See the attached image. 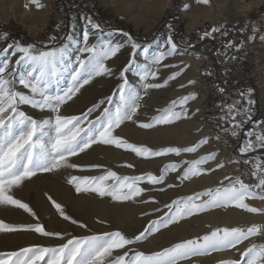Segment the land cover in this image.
Instances as JSON below:
<instances>
[{"label": "snow or ice", "instance_id": "obj_1", "mask_svg": "<svg viewBox=\"0 0 264 264\" xmlns=\"http://www.w3.org/2000/svg\"><path fill=\"white\" fill-rule=\"evenodd\" d=\"M31 4L38 9L43 8L41 0H30ZM207 5L210 0H199ZM28 5L26 4L25 7ZM87 23L93 29L101 28L99 23H94L89 17ZM59 27V25H58ZM172 27L168 24V29ZM219 28L213 27L211 32H204V36H210L212 32H218ZM111 36L112 33L109 32ZM127 38V44L135 50L141 48L127 31L123 32ZM7 34H4L5 38ZM255 38V37H253ZM55 40V37L51 38ZM63 46H55L49 50H37L35 44L24 46L15 43V52L20 53L15 65L11 60L0 64V204L13 205L25 210L32 216L36 213L27 204L10 195L14 186L21 185L25 180L35 176L38 172H53L61 168L77 169L80 165L71 163L69 158L85 152L92 145L103 143L115 145L117 148L130 149L140 157L162 156L168 153L180 155L183 153L196 152L198 148L207 143V137L191 147H166L153 150L146 146H138L127 140L114 135L115 129L119 128L125 121H132L140 108L142 99L141 91L129 83L126 73L133 66L134 60H130L128 66L119 73L122 83L118 86V93L99 100L93 104L82 115L61 114V108L66 102L71 101L77 93L89 85L95 77L112 76L113 69L107 66L106 61L125 47V43H114L110 39L98 37L96 43L89 44V32L83 33L80 54L74 60L70 57L71 44H80L73 35H67ZM264 40V36L260 37ZM167 44L170 45L168 52L160 51L149 63L137 65L136 75L139 77L143 90L161 88L163 85L149 83V77H155V68L166 55H172L177 49L173 43L172 36L168 35ZM9 47H12L10 44ZM6 51V50H5ZM148 49L144 48L147 53ZM84 54H87L86 56ZM20 66L19 71L16 66ZM174 75H179L175 73ZM171 78V77H170ZM67 81L65 86L64 82ZM168 83L167 80L164 81ZM190 83H193L190 81ZM22 86L28 92L18 90ZM221 93L224 92L220 88ZM252 90L248 89L250 96ZM241 93V98L244 97ZM114 97L116 99L114 100ZM196 93L181 98L180 103L186 104L193 100ZM107 103L95 119L89 117L100 109L101 105ZM248 106L239 105V101L223 106L225 115L221 120L232 122V127L223 128L222 131L229 132L231 136L238 137L240 129L247 121L252 119L251 105L254 101L249 99ZM31 106L33 109L43 113H49L46 117L34 118L22 110V106ZM187 108L176 110V102L165 108L159 115L154 116L150 123H144L143 128H152L156 124H170L187 116ZM236 117L241 119L237 120ZM256 126L264 128V121H257ZM248 139L243 141L239 148L240 153H248L255 148L264 149V131L249 130L245 134ZM252 137H255L253 140ZM220 137L217 136V139ZM216 153L206 154L199 159L190 162L191 166L180 177L181 180L190 175H198L204 171L201 164L215 159ZM223 165H217L222 167ZM99 168L100 165H91ZM131 167V165H129ZM178 167L173 163L165 166L163 173L159 176L147 173L135 177H120L114 171L108 170L106 174L98 176H76L69 178L68 183L75 185L76 192L91 191L99 196H110L115 200H131L139 197L145 189L140 187V182L147 180L152 185L161 184L169 170ZM252 175L257 178L254 184L245 183L236 178L227 186L209 188L195 195L180 197L165 205L168 209L163 216L150 222L138 235L128 237L122 231H105L99 234L73 235L65 243L55 247H41L39 245L21 248L18 251L0 252V264H39L47 260L45 264H180L181 261H189L192 257L209 255L213 252L233 249L249 237L264 234V226L253 224L250 227H217L209 234L193 239H186L174 243L162 251L146 254L142 251L132 249L123 251V254H114L115 250H124L126 246L134 245L147 238L146 234L166 228L169 224L177 222L194 213L204 212L212 207L235 205L250 213H261L264 209L253 207L246 203L249 198L264 200V157L254 158ZM109 180L114 181L108 183ZM168 187H172L169 185ZM208 197L202 200L201 197ZM55 206L59 215L72 225L87 228L72 216L66 214L64 207L57 203L51 196L48 197ZM159 211V209H156ZM20 230H32L46 237L61 236L59 232L46 231L40 223L35 224H7L0 221V232H16ZM129 251H133L129 255ZM244 257H250L246 264H264V244H252L241 256L240 260L220 261L219 264H241Z\"/></svg>", "mask_w": 264, "mask_h": 264}, {"label": "rangeland", "instance_id": "obj_2", "mask_svg": "<svg viewBox=\"0 0 264 264\" xmlns=\"http://www.w3.org/2000/svg\"><path fill=\"white\" fill-rule=\"evenodd\" d=\"M62 1L64 0H51V15L49 21L44 27H40L36 21V15L38 14V12L34 10L35 8L29 11L28 9L17 11V13L20 16L19 20L0 19V37H4V34H7L8 36V34L14 30L17 31V33L21 34L23 37L30 40L28 42H23V43L19 42L20 44L24 46H27L28 44H35L33 40L37 39L48 28L49 23L53 18H56L57 20L62 22L63 25H65L66 22H68L66 15L63 14L60 10V8H63V5L61 4ZM171 1H172L171 5L166 12L173 11V14L177 15V17H173L175 21L171 20L170 22H168V24L171 23L172 25L170 30L168 29L163 32L161 31L160 33L157 30V24L160 22V20L163 18L166 12L162 15V17L150 30L142 31L143 28H140L138 30L133 23L129 22V20L124 18L122 13H119L118 17L114 18L112 12L109 11V9H114V8H112L108 4L107 5L102 4L100 0H74L73 5L71 6L68 3H66L67 7L69 6L68 12L70 13V20L73 25V28L69 35H73L74 39L79 40L81 42L80 44H71L70 46L72 48L70 51L71 55L76 56V54L78 55L80 54V48L82 47L84 30L82 29L80 30L79 33H77V29H78V24L80 22V18L82 17L86 19L91 17L94 23H99L101 25V28L93 29L90 26L89 29L90 31L87 30L89 32L90 45L96 43L98 37H102L104 39H110L114 43H125L126 46L123 47L116 54V56L110 57L109 60L106 61L107 66L113 69V75L112 76L104 75L100 77H95L90 82L89 85H85L84 88H82L81 91L77 93L76 95L77 97L74 96L71 101H68L66 102V105H63L66 108H61V110L62 109H66V110L63 112L61 111V114L78 115V116L82 115L84 112L87 111L88 107H91L93 104L98 103L99 100L104 99L109 95H112L114 92L118 93V86L120 83H122V80L119 78V73L123 71L126 66H128L130 60H134V64L129 69V72L126 73L129 79V83L133 87L138 88V90L140 91L142 90L141 94L142 92L144 93L145 90H143L141 81L139 77L136 75L135 68L137 65H143L145 63H149L152 60V58L155 55H157L160 51H164L167 53L168 50L170 49V45L167 44V37L168 35H171L173 43L177 44V49L174 54L170 56L166 55L165 58L162 61H160L159 65L156 66L155 71L157 70V68L164 65L163 66L164 69L165 70L167 69L169 73V74L167 73V81H171V79L174 80L175 76L181 77L186 74V76L188 77L186 81L190 83L191 80V82L193 83L186 84V86H188V90L185 93V96H188L191 93H196V97L193 100H189L186 104H181L180 103L181 100H178L176 102L177 111H180L182 108L185 107L187 108L188 110L187 116H182V117L183 120L186 119L190 125L193 123L192 124L193 126L192 125L189 126L190 127L189 136L191 137L192 136L191 134H193V136L191 138L188 137L189 140L185 142L179 143L178 145L171 144L169 145V147H181V148L191 147L199 143L205 137H207V143L202 144L196 152H192V153L182 152L180 155L169 153L170 158L167 160L166 164H164L161 167V170L158 168V166L156 167L154 165H150L148 168H144L143 166H141L142 161L140 160V158L142 157L138 155L135 156L134 161L132 162L130 161L131 163L129 161L125 163H113L112 161H109L105 158L99 159L100 161L95 158H87L84 156V152H83V153H79L77 156L69 158L71 163L80 165V167L77 169L61 168L53 172H38L37 175H40L43 178V180H45L48 184H50L58 176L66 179L68 183L69 178L73 175L88 176L90 174L95 175L97 173L99 175H103L106 174L108 170L116 172L120 177H125V176L135 177L134 175L138 174V172L141 171H146L147 173H151L154 175H161L163 173L165 166L173 163L178 165V167L175 170H169L167 174H165L166 176L165 180L161 184H158L157 186L148 187L147 184L145 183V180L141 181L140 187L145 189L144 193L146 194L142 196L140 201H138L139 210H137L132 215V217L122 218V219L121 218L117 219L116 217H114L113 214L102 213L101 208L100 209L98 208L99 210L96 213L86 214L85 212H82L78 208L80 195L83 194L84 192H87V194L89 192L92 197H94L95 199L97 198L96 199L97 202H100L102 199H106L108 201L107 202L108 207L110 208L118 207L117 209L122 211H124L129 205L134 203L135 198L131 200H115L110 196L99 197V194L93 193L91 191L76 192L75 185L68 183V192L70 193L69 201L67 202L65 201L66 203L64 201L63 203L58 201L57 203H60L64 207L66 214L72 216L73 219H76L82 223L87 224L88 226L87 228H81L79 227V225H72L70 221H66L63 217L59 215L57 209L56 212L54 213L52 212L51 209L48 210L44 206H42L41 203L39 202L38 197L36 196L35 186H31L28 192H26V194H21L20 192H17V190L14 189L13 187L10 190L9 194L13 195V197L16 199H19L24 203H27L36 213V215L33 216L34 218H36L34 220L35 222L32 224L40 223L44 226L46 231H50L54 233L59 232L61 233V236L46 237L40 233H36L35 231L27 230V232L37 235L36 240L34 242H26L25 240H23L22 243L16 245L10 239L7 233L0 232V252L18 251L21 248H26L36 245H39L41 247H55V246H59L62 243H65L66 240L73 235H90L93 233L99 234L105 231L119 230L125 233L128 237H133L135 235H138L141 231L144 230V228L148 227L151 221L157 220L159 217L163 216L165 212L168 211L165 205L170 204L173 200L178 199L176 198L175 194L169 193L167 196L164 197L163 195H160V193L161 192L163 193L164 190H169V189L171 190L172 188H174V184L172 181L178 178L179 176L181 177L184 175V172L191 166L190 162L195 161L200 157L205 156L206 154L216 153L215 159L210 160L207 163L201 164L200 167L204 169V171H201L198 175H190L185 179H183V181L185 182V181H191L198 177L200 179V176L202 179L204 177V180L201 181L202 183L200 182L195 187V190H193L191 193H189L186 196L195 195L196 193L202 192L209 188L214 189L216 187L227 186L236 178L242 179L245 183H249V184H254L257 182V178L252 175V171L254 170L253 168L254 159L251 158V155H253V153L254 154L258 153L257 156L264 157V149L255 148L253 151L248 152V154L244 153L245 155H243L242 157L241 156L238 157L232 153L231 149L234 148L236 145L242 144L243 146V141L245 139H248V137L245 134L249 130H253V129L244 130L242 128L238 130L239 131L238 137H233L231 136L230 133L225 134L224 136L219 135L213 122L207 117V98L210 93V89L205 80V76H206L205 73L208 72L209 70H213L215 68L214 66L216 65V62H214V60H212L211 58H206L205 56L202 57L200 55H197L199 54V51L191 50L181 45L178 42V32L180 31L184 35H189L195 30H199V27L205 23L206 25L208 24L207 26V28H209L208 32H211L213 27L219 28L218 32H212V34L208 37L213 36L214 33L218 34L220 32L221 34H223L228 29L232 30L235 35L241 36L242 38H241V43L239 44V48H240L239 55H241L244 58L250 56V60L245 66H243L242 68L243 70L241 68H238L236 72L237 74L238 73L240 74V70H242L244 72V76H246V79L249 80L253 85V87L255 88L254 89L255 92L259 91V93H261L264 96V40L260 39L261 36H264V7H262L264 6V0H262L259 4L252 6L250 9L243 10L237 16H230L228 18L221 19L218 22L201 18L197 23V25L195 26V28L191 31H187L185 29L186 20L182 15V13L180 12V4L182 0H171ZM125 31H127L130 35H132L133 38L138 35L147 36L148 34L155 32V38L153 41L147 44L144 45L141 44V48L136 49L135 56H133V49L131 45L127 44L126 42L127 38L123 35V32ZM109 32L112 33L111 36L109 35ZM7 36L5 38H0V48L5 43V41L8 43ZM231 37L232 36L229 33V35L226 38V43L232 42ZM206 38L207 37L204 36V39ZM63 44L61 46H63ZM11 45L12 47H8L9 46L8 44L6 48L1 49L0 56L1 57L7 56L8 58L7 57L6 58L8 60L12 59L11 62L13 65H15V61L19 59V56L21 54L16 53L15 55H13V53L15 52V43ZM244 46L247 48L246 50L247 53L246 51H242V48ZM51 48L52 46H49L43 49L37 48V50H49ZM144 48L148 49L147 53L144 52ZM218 51L219 48L218 49L215 48V50L212 51L210 55L214 57H218V61H219L218 64H220L221 62L222 63L226 62L223 56L222 58L219 56V54L217 53ZM84 55L86 56L87 54ZM16 67L17 70L19 71L20 66L17 65ZM169 68L172 70H170ZM175 73H179V75H174ZM152 79L153 77H149L148 82L153 83ZM64 84L66 86L67 81H65ZM17 87L18 90H22L25 92L29 91L27 89H23L22 86L17 85ZM83 94L86 95L85 96L86 98L81 101L79 100V96ZM115 99L116 97H114V100ZM228 104H230L229 98L227 101L223 100V106H226ZM108 106L109 105H107V103L101 105L100 109L94 112L89 117V119L94 120L95 117L98 116L101 111H103V108ZM259 108L261 113L260 118L262 121H264V115L262 114L261 106ZM22 110L25 111L27 114L32 115L34 118H40L41 116L46 117L49 114L47 110L41 113L39 110L33 109L31 106H27V105L22 106ZM236 119L239 120L241 118L236 117ZM221 126H225V125H221ZM260 131H264V128H260ZM113 134L120 137V135L117 134V132L115 131ZM217 136H219L220 138L217 139ZM242 136H245V138H241ZM252 139L254 140L255 137H252ZM230 156H232L231 160H230ZM133 162L135 163L133 164ZM220 164H222L223 166L217 167V165ZM91 165H100L101 167L92 168L90 167ZM129 165H131V167H129ZM202 175L204 176L202 177ZM206 175L208 178L207 180H206ZM209 177L211 178V180L209 179ZM113 182L114 181L112 180L108 181V183H113ZM203 182L204 184L207 183L208 185L206 184V186H204ZM169 185H172V187H168ZM198 186H201L202 188L199 187L200 189H198ZM201 199L207 200L208 197L206 196L201 197ZM246 203L251 204L253 207L264 209V200H261L259 198L256 199L249 198L248 200H246ZM48 205L53 206L51 201H49ZM7 206L10 207V205L0 204V221H4L5 223L12 225L21 224L17 222V220L19 219L18 215L12 213H6V208H8ZM156 209H159V211H156ZM215 209H234L236 211L244 212L243 217L239 219L241 226L244 228L256 224V221H254V219L262 215V219L259 222V224L264 226V212L250 213L244 209H240L236 207L235 205L212 207L205 210L204 212L194 213L192 216L185 217L177 222L172 223L171 225H176L182 221L188 220L190 222H193L191 224L192 226H194L192 228L193 230L195 229L194 231L196 232V234H199L200 233L199 231H201V234L202 233L209 234L212 231L210 226L211 224L208 221H205L204 219L205 217L203 216L207 212ZM246 214L249 215L248 218L245 216ZM248 219H251L250 222H248ZM166 228H161L159 231L152 232L151 234H146L147 236L146 239L141 240L134 245L126 246L124 250H119V249L115 250L114 254H123V251L129 249L135 251H142L145 252L146 254L162 251L164 248L172 246L175 242H172L168 246L163 247L162 249L159 250H157L156 247L152 249V247L154 246H151L150 244L152 243V241H154V237L158 235L159 232L165 230ZM42 240L46 241L44 245L40 243ZM246 242L247 243L245 244V246L247 248L250 247L251 244H257V245L264 244V234L258 233L257 235L251 236L249 237L248 240H246ZM246 247L244 249L242 247H239V245H237L236 248L227 249L229 252L232 251L233 252L230 253L231 254L230 256V254L227 253L228 252L227 251L226 253L227 255L228 254L229 255L228 257L227 256L223 257V259L217 258L221 253H223L222 250V251L213 252L209 255L192 257L189 260V262L181 261L180 264H219L220 261L238 260V259L240 260L243 250L245 251L247 249ZM149 248L151 250H149ZM224 251H226V249ZM236 251L238 252L236 253ZM132 254L133 251H129V255ZM249 258L250 257H244V259L241 260V264H246ZM46 260L47 257H45V261ZM45 261H40L39 264H45Z\"/></svg>", "mask_w": 264, "mask_h": 264}, {"label": "bare ground", "instance_id": "obj_3", "mask_svg": "<svg viewBox=\"0 0 264 264\" xmlns=\"http://www.w3.org/2000/svg\"><path fill=\"white\" fill-rule=\"evenodd\" d=\"M100 1L102 4H105V5L108 4L109 6L114 8V9H109V11L112 12V15L114 18L118 17L119 13H122L124 18L129 20V17H131L133 13L136 11L135 0H126V3L118 4L116 7L112 6L110 0H100ZM261 1L262 0H210L209 4L205 5L199 2V0H182L180 4V12L182 13V15L184 16L186 20L185 29L187 31H191L195 28V26L197 25V23L199 22L201 18L218 22L221 19H225L230 16H237L244 9H250L252 6L259 4ZM41 3L44 4V7L38 9L35 5L31 4L30 0H0V19H14V20L18 19L19 20L20 16L17 13V11L27 10V9L29 11L35 8L34 10L38 12V14L36 15V21L40 27H44L49 21V18L51 15V0H41ZM26 4L28 5L27 7H25ZM161 17L162 16L154 18L155 22L152 24V26L148 30H150ZM87 20L88 19L84 17L80 18L77 33H79L80 30L82 29L84 31L90 29L91 25L87 23ZM148 30H145L143 28L142 31H148ZM77 55L78 54H76V56ZM76 56L70 54V57L72 60H74ZM6 57L7 56H4V57L0 56V64L8 61L7 59L8 57L7 58ZM163 66L157 68L156 70L157 75L152 79L153 83L161 84L163 86L161 88L147 89L146 92L144 93L142 92L140 108L137 114L134 116L133 120L125 121L123 124L120 125L119 128L115 129V132H117V134H119L122 139L127 140L129 143H133L138 146H146L153 150H160L162 148L169 147V145L171 144L178 145L179 143L189 140L188 139V137H190L189 136L190 135L189 126L193 124L192 123L190 125L187 122V120L186 119H185L186 121L183 120V117H182L180 120L173 121L170 124H156L152 128H143L140 126L141 124H144V123H150L154 116L159 115L165 108H168L169 106H171L174 101L177 102L178 100H181V98L185 96V93L188 90V86H186V84L189 82L186 81L188 77L186 76L185 73H184L185 75L181 77L175 76L174 80L171 79V81H168V83L165 84L164 81L167 80L168 70L167 69L165 70ZM85 96H86L85 94L80 95L79 100L81 101L84 100L86 98ZM62 108H66V107L63 106ZM65 110L66 109H62L61 111L63 112ZM191 135L193 136V134ZM136 155L137 154L132 152L130 149H121V148H117L115 145H105L103 143L94 144L91 146V148L86 149L84 152V156L87 158H95L97 160L105 158L109 161H112L113 163H125L127 161L132 162L135 160ZM169 158H170L169 153L162 155V156H155V157L145 156V157L140 158V160L142 161L141 166H143L144 168H148L150 165H154L156 167L158 166V168L161 170V167L164 164H166ZM231 158L232 156H230V160ZM134 163L135 162H133V164ZM146 173H147L146 171H141V172H138V174L135 173L136 175L134 176L146 175ZM97 175L99 174L98 173L95 175L90 174L88 176H97ZM203 176L204 175H202V177ZM200 179L198 177L191 181L184 182L183 180L180 179V176H179L178 178L172 181L174 184V188H172L171 190L170 189L164 190V192L163 193L161 192L160 195H163L165 197L170 193V194H175L176 198L184 197L188 195L189 193H191L193 190H195V187L201 181L204 180V177L202 179L200 176ZM207 179L208 178L206 175V180ZM209 179L211 180L210 177ZM145 183L147 184L148 187L157 186V185L150 184V182H148L147 180H145ZM206 184H204V186H206ZM31 186L36 187V196L38 197L41 205L44 206L48 210L51 209L52 212L54 213L56 212L55 206L48 205L50 201L48 199L49 196H51L52 199H54L56 202L60 201L62 203L63 201L67 202L70 199V193L68 192V183L66 179H64L63 177L58 176L54 179L52 183L48 184L45 180H43V178L40 175L36 174L35 176L25 180L21 185L14 186V189H16L17 192H20L21 194H26V192H28ZM199 187L201 186H198V189H200ZM145 194L146 193L143 192L139 197H135V202L129 205L124 211H122V210H118L117 209L118 207L117 208L108 207V203H107L108 201L106 199H102L100 202H97L96 201L97 198L95 199L94 197H92L89 192L88 194L87 192H84L79 197L78 208L82 212H85L86 214L96 213L101 208L102 213L113 214L114 217H116L117 219L128 218V217H132V215L137 210H139L138 201H140L142 196H144ZM7 207L8 208H6V213L16 214L19 216V219L21 218L20 220L19 219L17 220L18 223L32 224L35 222L34 220L36 218H34L30 213L26 212L25 210L20 209L13 205H10V207L9 206ZM243 215H244V212L236 211L234 209H215V210H211L207 212L203 217H205L204 218L205 221H208L211 224V225L209 224L211 226V229L214 230L217 227H221V228L223 227H242L239 222V219H241ZM245 216L247 218L249 217V215L247 214ZM261 219H262V215L256 217L254 221H256V224H259ZM250 220L251 219H248V222H250ZM191 223L193 222L185 220L176 225L169 224L165 230H162L161 232H159L158 235L154 237V241H152V243L150 244L151 246H154L152 247V249L156 247V249L159 250V249H162L163 247L168 246L172 242L178 243L186 239H193L194 237H202L203 235H205L204 233L201 234V231H199L200 233L198 232L199 234H196V232L194 231L195 229L193 230L192 228L194 226H192ZM4 233H7L10 239L16 245H19L20 243H22L23 240H25L26 242H34L37 238V235L33 233H29L27 232V230L26 231L20 230L16 232H4ZM40 243L44 245L46 241L42 240ZM246 243H247L246 241H243L241 244H239V247H242L245 249ZM149 250L151 249L149 248ZM227 251H228L227 249L226 251L223 250V253H221L219 257L217 258L223 259V257H226V256L228 257V255L233 252V251L232 252H229V251L227 252ZM238 251H236V253ZM226 252L229 254L227 255Z\"/></svg>", "mask_w": 264, "mask_h": 264}, {"label": "trees", "instance_id": "obj_4", "mask_svg": "<svg viewBox=\"0 0 264 264\" xmlns=\"http://www.w3.org/2000/svg\"><path fill=\"white\" fill-rule=\"evenodd\" d=\"M73 2L74 0H64L61 2L63 8H60V10L63 14L66 15L68 22L63 25L62 22H60L56 18H53L50 21L48 28L37 39L33 40L37 48L43 49L49 46H61L63 43H65L66 40L64 38L70 34L73 28L70 20V13L68 12L69 6L67 7L66 3L71 6L73 5ZM173 17H177V15L173 14V11L166 12V14L157 24V30L159 31V33L161 31L163 32L165 30H168V22H170L171 20L175 21ZM207 26L208 24L206 25L204 23L199 27V30H195L189 35H184L180 31L178 32V42L181 45L191 50L199 51V54L197 55L211 58L212 60H214V62H216V65L214 66L215 68L205 73V80L210 89V93L207 98V117L213 122L220 136L229 134V132H224L222 131V129L232 127V122L220 119L221 116L225 115L223 110L224 97H228L230 99V104H232L234 101H239V105L241 106H248L247 101L251 99L254 101V104L250 106L252 110V119L244 124L243 129H255V131H260V127L256 126L257 121H262L260 118L261 113L259 107L261 106V103L259 93L255 92V88L253 87L251 82L246 79V76H244V72L243 77L233 75L235 69H242L243 66H245L250 60V56L244 58L239 55V44L241 43L242 37L235 35L232 30L228 29L223 34H221L220 32L218 34L214 33V35L211 37L206 36V39H201L203 33L209 31V28H207ZM229 33L232 36V42L226 43V38ZM52 37H55V40H52ZM154 38L155 32H152L147 36L138 35L134 37V39H136L140 44L143 45L153 41ZM7 40L8 43L5 41L0 50L6 48L8 44L10 45L16 42L23 43L30 41L14 30L8 34ZM215 48H219V51L217 53L221 58L223 56L226 62H221L220 64H218V57L210 55L211 52L215 50ZM220 88L224 89L223 93L219 91ZM248 89L252 90L250 96L247 94ZM241 93L245 94L243 98H241ZM241 138H245V136H242ZM241 146L242 144L236 145L234 148H232V153L238 157H242L243 155H245L244 153L239 152V148ZM257 154L258 153H253V155H251V158L254 159L255 157H257Z\"/></svg>", "mask_w": 264, "mask_h": 264}, {"label": "clouds", "instance_id": "obj_5", "mask_svg": "<svg viewBox=\"0 0 264 264\" xmlns=\"http://www.w3.org/2000/svg\"><path fill=\"white\" fill-rule=\"evenodd\" d=\"M110 2L116 7L118 4L126 3V0H110ZM170 5L171 0H135L136 11L129 17V22L138 30L140 28L148 30L155 22L154 18L162 16Z\"/></svg>", "mask_w": 264, "mask_h": 264}, {"label": "built area", "instance_id": "obj_6", "mask_svg": "<svg viewBox=\"0 0 264 264\" xmlns=\"http://www.w3.org/2000/svg\"><path fill=\"white\" fill-rule=\"evenodd\" d=\"M246 50H247V48L244 46L242 48V51H246ZM246 53H247V51H246ZM237 70H238V68L234 70L233 75L237 76L236 75L237 74L236 73ZM239 77H242V76H239ZM258 93H259V91H258ZM259 97H260V103H261V108H262V114L264 115V96L261 93H259ZM224 100L227 101L228 100V97H225Z\"/></svg>", "mask_w": 264, "mask_h": 264}, {"label": "crops", "instance_id": "obj_7", "mask_svg": "<svg viewBox=\"0 0 264 264\" xmlns=\"http://www.w3.org/2000/svg\"><path fill=\"white\" fill-rule=\"evenodd\" d=\"M240 70V69H239ZM237 73V72H236ZM237 76H242L243 75V71L242 70H240V74L238 73V74H236Z\"/></svg>", "mask_w": 264, "mask_h": 264}]
</instances>
